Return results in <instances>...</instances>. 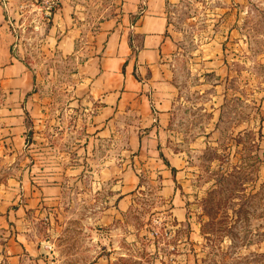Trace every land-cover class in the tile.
I'll list each match as a JSON object with an SVG mask.
<instances>
[{
	"label": "rangeland",
	"instance_id": "rangeland-1",
	"mask_svg": "<svg viewBox=\"0 0 264 264\" xmlns=\"http://www.w3.org/2000/svg\"><path fill=\"white\" fill-rule=\"evenodd\" d=\"M29 4L15 5V28L44 111L32 153L39 166L68 169L85 124L75 59L40 50ZM206 10L182 4L170 20L176 96L168 146L182 157L173 182L186 221L174 220L170 197L158 195L157 178L139 168L129 209L108 226L99 218L106 194H84L71 183L47 221L33 225L43 245L39 262L8 260L0 228V264H264V0L243 4V44L227 47L218 69L206 67L209 54L201 50L209 38Z\"/></svg>",
	"mask_w": 264,
	"mask_h": 264
},
{
	"label": "crops",
	"instance_id": "crops-1",
	"mask_svg": "<svg viewBox=\"0 0 264 264\" xmlns=\"http://www.w3.org/2000/svg\"><path fill=\"white\" fill-rule=\"evenodd\" d=\"M20 1L28 0H0V228L7 259L39 262L43 245L33 225L47 221L71 183L84 194H106L99 218L111 225L139 189L138 168L157 178L158 195L170 197L172 217L185 222L171 171L182 157L168 146L176 96L169 63L175 50L172 10L182 4L208 9L209 38L201 50L209 54L206 67L218 69L227 47L240 50L243 44L238 24L246 0H59L49 24L40 21L30 0L40 50L75 59V94L85 124L68 169L39 166L33 157V133L42 128L37 125L44 111L15 28Z\"/></svg>",
	"mask_w": 264,
	"mask_h": 264
},
{
	"label": "built area",
	"instance_id": "built-area-1",
	"mask_svg": "<svg viewBox=\"0 0 264 264\" xmlns=\"http://www.w3.org/2000/svg\"><path fill=\"white\" fill-rule=\"evenodd\" d=\"M31 6L38 13L40 21L46 24L49 22L53 12L58 8L59 0H33ZM33 29L37 30L38 27L34 26Z\"/></svg>",
	"mask_w": 264,
	"mask_h": 264
},
{
	"label": "trees",
	"instance_id": "trees-1",
	"mask_svg": "<svg viewBox=\"0 0 264 264\" xmlns=\"http://www.w3.org/2000/svg\"><path fill=\"white\" fill-rule=\"evenodd\" d=\"M49 24V23H48ZM164 163L166 166H168V163L164 160ZM172 173H174V169H171ZM174 180V179H173Z\"/></svg>",
	"mask_w": 264,
	"mask_h": 264
}]
</instances>
